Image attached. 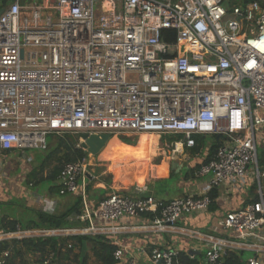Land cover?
I'll return each mask as SVG.
<instances>
[{
  "label": "built area",
  "instance_id": "2783aa9c",
  "mask_svg": "<svg viewBox=\"0 0 264 264\" xmlns=\"http://www.w3.org/2000/svg\"><path fill=\"white\" fill-rule=\"evenodd\" d=\"M228 1L11 0L3 8L0 171L10 155L24 164L27 151L46 150L52 136H76L81 149L82 135L178 136L164 141L173 156L192 150L197 138L223 139L192 175L207 178L208 191L167 203L113 192L95 210L84 204L75 218L83 227L0 231V243L113 236L129 229L113 225L124 217L150 216L141 229L162 234L207 212L211 191L249 178L254 202L226 213L207 233L182 235L203 246L205 264H226L232 252L248 254L245 264H264V171L255 132L264 127V4ZM87 168V159L64 165L59 195L84 198L95 179ZM8 255L0 251V264ZM123 256L117 248L114 261L138 264ZM176 257L152 250L149 262L175 264Z\"/></svg>",
  "mask_w": 264,
  "mask_h": 264
},
{
  "label": "crops",
  "instance_id": "0c3cea01",
  "mask_svg": "<svg viewBox=\"0 0 264 264\" xmlns=\"http://www.w3.org/2000/svg\"><path fill=\"white\" fill-rule=\"evenodd\" d=\"M146 138H152L150 141V148L154 144V138L157 136H142ZM113 140H116L120 147H115L113 144ZM112 148L108 150L104 157L106 162H108V157L114 150L122 149L126 154H129L125 148L126 145L121 143L117 139H113ZM159 140V139H158ZM108 146V145H107ZM209 147L206 149L203 155L196 154L191 155L190 151H183L181 156H178L177 161H174L175 158L173 156V161L166 163L163 161L159 166H152L149 170L148 177L139 178L135 181H131L128 184H120L115 183L113 185V189L107 186L104 183H94V180L88 181L87 184L93 185L89 193L86 194L84 192V198H82V208L80 214L84 211V204L87 206L89 210H95L99 201L106 197L108 194L113 192H118L121 195L130 196L132 198H145V197H153L156 200L167 203L176 199L183 198L185 196L191 194H198L201 192L208 191V179L203 178L199 181H195L192 179L193 170L197 168V166H201L204 159L208 156ZM112 150V151H111ZM151 152V151H150ZM134 154V153H133ZM149 154V152H148ZM185 154L191 155L192 162L189 163L190 159L184 160ZM131 155V154H130ZM132 156V155H131ZM203 156V157H202ZM180 158V161H179ZM188 161V162H185ZM109 163V162H108ZM175 163L174 169L171 168L172 164ZM187 163V164H186ZM187 165V166H186ZM128 166H126L123 170H126ZM145 168V165H142ZM186 167V168H185ZM141 168V166H139ZM183 170H185V174L182 175ZM196 170V169H195ZM119 171V172H121ZM116 178V174L118 172H111ZM91 174V173H90ZM129 174V173H128ZM128 174H125L128 175ZM123 177V176H122ZM175 177H177L175 179ZM117 180V179H116ZM119 180V178H118ZM141 181L146 184L143 190H134V185ZM117 182V181H116ZM176 182L175 193L173 191V196L170 197L168 193H165L164 198H157L152 195V189L157 184L162 186H170L172 187V183ZM108 188V190H107ZM110 190V191H109ZM217 192V199L213 202L215 204L214 210H208L205 213L191 215L189 217L185 216L178 222L175 226L176 230H166L165 233L162 234H154L152 231L148 232L147 230L141 229V227H145L149 221L148 216H142L140 218H127L124 217L120 219L118 222L114 223L115 228H129L126 231H119L116 235L105 237L108 239L113 245L117 248L121 249L124 253L123 259H133L138 264H150L149 262V254L152 250H172L177 254L182 253L185 254L190 259H197L198 263L205 264L203 258V246L195 243L191 240H188L185 236L182 235L184 231L189 230H197L203 233H207L226 213L236 211L252 201L253 194L250 190L244 191L240 186L229 187L225 186L219 189H215ZM177 194V195H175ZM78 196L76 195V198ZM74 198V200L76 199ZM40 203V202H38ZM73 204V203H72ZM72 204L68 205L65 209L62 207L60 203L49 202L47 201V205L43 212H47L49 214H56L66 211L68 208L72 206ZM46 205V204H45ZM70 206V207H69ZM70 224H75L72 228L83 227L82 224L77 223L75 218L69 221ZM21 229V228H20ZM26 230V229H22ZM32 230V229H27ZM2 231V230H1ZM145 231V232H144ZM8 233V232H7ZM143 252V253H142ZM8 257H11V261L15 264H35L32 260V254L30 255L27 252L21 251L20 255L14 258L13 253H9ZM29 258V259H28ZM177 261V260H175ZM175 264H179V262H175Z\"/></svg>",
  "mask_w": 264,
  "mask_h": 264
},
{
  "label": "trees",
  "instance_id": "16d2710c",
  "mask_svg": "<svg viewBox=\"0 0 264 264\" xmlns=\"http://www.w3.org/2000/svg\"><path fill=\"white\" fill-rule=\"evenodd\" d=\"M261 4H264V0H258ZM11 0H3L1 8H3ZM170 42L171 39L165 40ZM54 142L50 144L47 143V149L44 151H38L40 155H35V161L39 160V164L34 167L27 176L26 183L36 186L43 180L56 181L57 176L62 170V167L66 164L80 162L86 160L88 154L81 148H77L78 137L72 138L71 135H64L61 137L52 136ZM118 140L128 146H134L135 141H131L128 138L119 136ZM114 139V138H112ZM206 139V138H202ZM221 137L211 138L212 142L209 146L208 156L203 162L205 164L211 159L215 150L221 145ZM161 140L167 143H173L180 140V137H169L161 138ZM201 140L196 139V147L190 150L191 155H196L199 153V148ZM260 160L257 157L258 165H263L264 170V154L260 156ZM199 166H197L198 169ZM193 170V172L195 171ZM49 170V175L43 177V173ZM60 187H53L48 190L50 197L59 195ZM90 188H86V194L89 193ZM250 192L255 193L254 189ZM209 197L212 204L209 210H214L215 204L213 203L218 195L216 190L209 193ZM256 200L255 194L251 202ZM82 208V198L78 196L72 206L66 211L56 214H49L43 211H35L34 219L25 222H20L15 219L9 220L8 218H2L0 221V231L4 232H14L17 228L21 229H63L72 228L75 224H70L69 221L73 218L79 216ZM150 217V216H148ZM77 248L78 254L71 257L73 250ZM117 250V247L113 245L108 239L102 236L94 237H71L67 239H37V240H21V241H10L0 243V251H8L11 255L13 253L14 258L20 255L21 251L27 252L29 254L37 256L35 264H43L48 258L53 255L50 264H65V262H70L73 264H87V252H90L96 264H117L114 261L113 254ZM248 254L242 252H232L228 255L226 259V264H245V260ZM179 264H200L197 259H190L185 254L179 253L175 258ZM8 264H15L11 261V257L7 258ZM175 261V262H177ZM22 264V263H21Z\"/></svg>",
  "mask_w": 264,
  "mask_h": 264
},
{
  "label": "rangeland",
  "instance_id": "374dc122",
  "mask_svg": "<svg viewBox=\"0 0 264 264\" xmlns=\"http://www.w3.org/2000/svg\"><path fill=\"white\" fill-rule=\"evenodd\" d=\"M43 1L44 0H21L20 5L25 6L34 2L43 3ZM45 1H47L48 3V0ZM2 2L3 0H0V10L10 3L8 2L3 8H1V6L3 5ZM233 3L234 2L229 0L227 5L232 6ZM255 132L257 138V157L260 160V156L264 154V127L256 128ZM75 137L76 136H72L73 139ZM117 137L118 136H111L110 140L107 142L106 146L101 150L99 154L95 156L88 155L87 157V171L88 173H91V175L95 178L94 183L107 184V186L111 188L110 190L113 189V185L115 183L128 184L131 181L133 182L139 178L148 177L149 174L151 175V173H149V170L152 168V166L157 167L163 161H166V163L173 161L172 151L164 144L165 142L164 140H161V138L155 137L154 144L152 145V148H150L148 143L152 138H150L149 140V138L142 136H122L130 139L131 141H135V144L134 146H128L124 144L126 146L123 149H126L127 152L132 155V160L127 165L128 167L126 168V170L114 173L116 174L115 178L113 173L108 172L109 170H107V167L109 161L106 162L104 157L107 154L106 152L113 146L111 141L113 140L112 138L118 140ZM54 140V138L48 137L47 143L50 144L52 141L54 142ZM200 140L201 147L199 148L198 154L203 155L206 149L210 146L212 140L211 138H206L203 140L202 138H200ZM35 155H40V153L38 151H27V160L24 164H22L23 162L21 163L19 160H17V158L13 155H10L9 160L6 162V167L0 171V221L2 220V218H8L9 220L15 219L20 222L32 220L34 219L35 211H42L45 210L46 207H49L47 205V201L60 203L65 209L68 207V205L74 202V198H76V195H55L54 197L49 196L48 190L50 188L57 187L59 185L57 181L43 180L36 186L32 185L33 182L31 181L32 184L27 185L26 179L28 174L34 167L39 164V160L35 161ZM187 158L190 159L189 163H191V155L185 154L184 160H186ZM177 159H175L174 161H177ZM142 165H145V168H143ZM139 166H141V168H139ZM259 168L264 171L263 165H260ZM125 174L128 175L125 176ZM184 174L185 170H183L182 172V175ZM48 175L49 170L45 171L42 176L45 177ZM176 178L177 177H175V179ZM93 185H89V188H91ZM171 185L172 187L169 186L167 188V186L157 184L156 187L154 186L152 189V195L157 198H164L163 195L165 193H168L170 197L173 196V191L174 193L176 191V182L172 183ZM87 186L88 184L85 185L84 192L86 191ZM253 186L254 181L249 178L245 180L244 184L240 185L241 189L244 191L254 189ZM78 251L79 250L75 248L72 252L71 257L78 254ZM87 258V264H96L90 252H87ZM32 260L34 262L38 260L37 256L32 255ZM65 264L73 263L65 262Z\"/></svg>",
  "mask_w": 264,
  "mask_h": 264
},
{
  "label": "bare ground",
  "instance_id": "6f19581e",
  "mask_svg": "<svg viewBox=\"0 0 264 264\" xmlns=\"http://www.w3.org/2000/svg\"><path fill=\"white\" fill-rule=\"evenodd\" d=\"M140 136H155V135H153V134H142ZM113 144L115 147H120L119 143L116 140H113ZM149 144H150V141H149L148 145ZM107 160L109 161L108 167H107V170H109L108 172H119V171L123 170L129 164V162L132 160V156L130 154H126L125 151H123L122 149H118V150L112 151V153L109 155ZM145 186H146L145 183L138 181L134 185V190H138V191L143 190L145 188Z\"/></svg>",
  "mask_w": 264,
  "mask_h": 264
},
{
  "label": "water",
  "instance_id": "95a60500",
  "mask_svg": "<svg viewBox=\"0 0 264 264\" xmlns=\"http://www.w3.org/2000/svg\"><path fill=\"white\" fill-rule=\"evenodd\" d=\"M3 9L0 10V15ZM110 135H97V136H87L82 135L80 139L82 141L81 147L89 156H95L101 152V150L106 146L107 142L110 140ZM177 159L178 156L174 155ZM175 163L172 164L171 168L174 169ZM205 263V262H204Z\"/></svg>",
  "mask_w": 264,
  "mask_h": 264
}]
</instances>
